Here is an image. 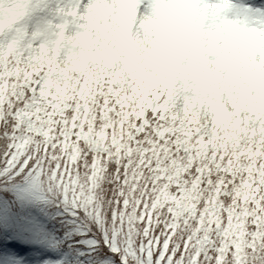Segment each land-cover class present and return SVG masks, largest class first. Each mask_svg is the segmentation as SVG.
Returning <instances> with one entry per match:
<instances>
[{"label": "snow or ice", "instance_id": "obj_1", "mask_svg": "<svg viewBox=\"0 0 264 264\" xmlns=\"http://www.w3.org/2000/svg\"><path fill=\"white\" fill-rule=\"evenodd\" d=\"M70 2L0 0L5 247L41 245L40 264H264V140L209 146L162 100L125 103L106 82L62 97L50 63L26 67ZM246 8L264 18V0Z\"/></svg>", "mask_w": 264, "mask_h": 264}, {"label": "clouds", "instance_id": "obj_2", "mask_svg": "<svg viewBox=\"0 0 264 264\" xmlns=\"http://www.w3.org/2000/svg\"><path fill=\"white\" fill-rule=\"evenodd\" d=\"M247 0H71L43 64L62 97L163 102L209 146L264 140V18ZM255 132V140L252 132Z\"/></svg>", "mask_w": 264, "mask_h": 264}, {"label": "rangeland", "instance_id": "obj_3", "mask_svg": "<svg viewBox=\"0 0 264 264\" xmlns=\"http://www.w3.org/2000/svg\"><path fill=\"white\" fill-rule=\"evenodd\" d=\"M249 3V2H247ZM11 227L14 228H22L24 225L22 223H13L12 225H10ZM5 226L2 228V232L4 231ZM3 244L1 245L0 248V264H13V260L14 258H22L23 261L25 262V264H40V262L42 260H37V261H30V259H33V257H37V254H33L32 258L29 257V255H27V253L25 254V252L19 248L21 243L24 242L23 240H18V239H13L11 241H8V247H5V241H3ZM27 243V242H25ZM29 244L31 247H33L34 245H38V244H32V243H27ZM27 248L29 246H26Z\"/></svg>", "mask_w": 264, "mask_h": 264}]
</instances>
